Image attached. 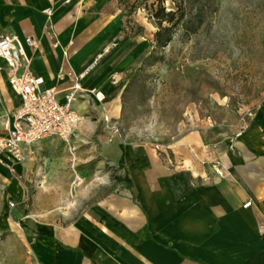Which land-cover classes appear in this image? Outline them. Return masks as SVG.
Here are the masks:
<instances>
[{
	"label": "crops",
	"instance_id": "1",
	"mask_svg": "<svg viewBox=\"0 0 264 264\" xmlns=\"http://www.w3.org/2000/svg\"><path fill=\"white\" fill-rule=\"evenodd\" d=\"M49 9L56 39L45 33ZM124 18L119 0H0V35L38 41L29 50L32 69L61 97L72 76L100 55L83 87L105 100L117 95L134 68ZM4 73L10 88L6 65ZM92 100L88 95L74 109L83 117ZM244 122L239 139L219 150L196 133L167 157L150 146L112 142L106 150L121 170L116 186L72 224L34 227L25 264H264V102Z\"/></svg>",
	"mask_w": 264,
	"mask_h": 264
},
{
	"label": "rangeland",
	"instance_id": "2",
	"mask_svg": "<svg viewBox=\"0 0 264 264\" xmlns=\"http://www.w3.org/2000/svg\"><path fill=\"white\" fill-rule=\"evenodd\" d=\"M158 1L119 0L134 68L117 95L92 100L85 130L70 144L42 141L23 171L0 173V264H25L34 227L70 225L116 186L121 170L106 150L112 142L150 146L167 157L196 133L219 150L264 102V0H168L164 7L176 21L164 23L160 37ZM4 69L0 60V146L19 105ZM13 181L19 199L5 197Z\"/></svg>",
	"mask_w": 264,
	"mask_h": 264
},
{
	"label": "built area",
	"instance_id": "3",
	"mask_svg": "<svg viewBox=\"0 0 264 264\" xmlns=\"http://www.w3.org/2000/svg\"><path fill=\"white\" fill-rule=\"evenodd\" d=\"M48 22L45 33L56 39L51 9L46 11ZM38 41L32 37L20 38L16 35H0V59L5 62L7 81L12 91L20 98L21 105L15 113L11 127L3 140V154L11 169L25 162L34 149L44 140L57 139L70 144L76 134L82 116L74 109L75 104L89 95L96 102H103L105 96L97 90L87 91L83 82L97 68L102 55L98 56L84 71L73 75V85L61 97L55 88L47 87L45 80L37 76L33 69V59L29 50H35ZM254 112H249L251 120ZM243 129L238 131L233 141H237ZM214 172L223 176L218 162L212 163ZM248 203L246 206H249ZM10 207L15 204L10 202Z\"/></svg>",
	"mask_w": 264,
	"mask_h": 264
},
{
	"label": "trees",
	"instance_id": "4",
	"mask_svg": "<svg viewBox=\"0 0 264 264\" xmlns=\"http://www.w3.org/2000/svg\"><path fill=\"white\" fill-rule=\"evenodd\" d=\"M166 1H168V0H159L158 1L159 8L156 10V13L154 16L155 19H157V21H158L159 28L161 29V31L157 33L158 37H160L162 35V32L164 29H167V28H163L164 23L172 24L176 21V13L173 11H169V12L166 11V8L164 7V4ZM198 28H199V26L193 30V33H195Z\"/></svg>",
	"mask_w": 264,
	"mask_h": 264
},
{
	"label": "bare ground",
	"instance_id": "5",
	"mask_svg": "<svg viewBox=\"0 0 264 264\" xmlns=\"http://www.w3.org/2000/svg\"><path fill=\"white\" fill-rule=\"evenodd\" d=\"M0 83H1V79H0ZM104 95H105V93H103ZM82 121H83V118H81V121H80V123H79V129L80 130H82V128H81V126H82ZM83 131V130H82ZM19 165H22V163L21 164H18L17 166H19ZM17 166H15V167H17ZM2 168V170H3V173H4V175L6 176H10L11 175V170H9V169H7V166L5 167V166H2L1 167ZM20 190H21V187H20V185H19V183L17 182V181H13L11 184H10V186L8 187V189H7V192L5 193V197H8V196H10V195H13V196H15L17 199H19V197H20ZM6 223V212H5V210L4 211H2L1 212V214H0V224H5Z\"/></svg>",
	"mask_w": 264,
	"mask_h": 264
}]
</instances>
